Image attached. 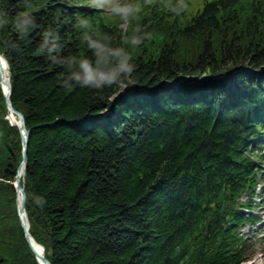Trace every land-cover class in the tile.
I'll use <instances>...</instances> for the list:
<instances>
[{"label":"trees","instance_id":"obj_1","mask_svg":"<svg viewBox=\"0 0 264 264\" xmlns=\"http://www.w3.org/2000/svg\"><path fill=\"white\" fill-rule=\"evenodd\" d=\"M72 2L0 0V51L11 65L12 101L31 130L26 191L32 236L51 264H239L226 240L217 258L205 252L196 259L190 241L205 229L217 233L210 208L233 206L245 182L235 163V133L242 124L219 122L213 109L172 107L167 98H159L162 111L137 118L145 133L136 144L113 123L101 127L86 120L103 113L129 82L152 89L229 67L259 71L264 0L251 5L249 18L227 7L225 12L248 18L243 22L220 23L217 10L208 7L186 30L193 62L181 60L180 49L164 51L154 62L142 32L141 39L127 42L121 32L104 27L83 37ZM245 11L249 15L251 9ZM123 46L135 51L129 63ZM122 99L115 106L122 117L132 107L140 113L148 108L136 90ZM3 105L0 93V109ZM1 127L0 211L6 210L7 219L0 220V264H38L16 214L15 190L7 183L15 180L22 159L20 135L0 121ZM244 175L251 179L252 169ZM5 196L11 202L2 206L9 203ZM193 251L201 253L198 246Z\"/></svg>","mask_w":264,"mask_h":264},{"label":"rangeland","instance_id":"obj_2","mask_svg":"<svg viewBox=\"0 0 264 264\" xmlns=\"http://www.w3.org/2000/svg\"><path fill=\"white\" fill-rule=\"evenodd\" d=\"M94 4V3H93ZM196 15V10H193V11H190L187 15H186V20L187 21H190L192 20V18ZM241 15V14H240ZM245 15V14H244ZM225 19V22L228 23V21H226V18ZM123 27L126 29V31L123 33V41H127L126 38L129 37L128 35H131L134 31H136V28L137 26L134 25V23L132 25H128V21L125 20L124 24H123ZM229 32V30H228ZM152 39L150 40V43L153 47L155 48H164L163 45H171L173 44L176 39V37L178 36V34H175V33H169V34H164V33H159V32H156V33H153L152 34ZM217 36L214 35V38H216ZM184 38H181L179 39V41L176 42V44L178 46H180L182 44L183 48L184 47H187V43L186 41L183 40ZM168 41L169 43L168 44H165V42ZM124 51V49H123ZM119 52V48L117 47V49L115 50V54H117ZM118 56L121 55V53H118L117 54ZM129 56V55H127ZM179 57L181 60H186L187 58V55L186 53H179ZM131 58V56H130ZM188 59L191 60V57H188ZM128 61V63L130 62V59H126ZM117 61L119 62V64L121 63H124L125 61H123V57H120V58H117ZM110 69V68H109ZM1 121V120H0ZM1 133V132H0ZM251 262L253 264H264V245L260 244V245H257V247L255 248V251L252 253H250L249 255V262H247L246 264H251Z\"/></svg>","mask_w":264,"mask_h":264},{"label":"bare ground","instance_id":"obj_3","mask_svg":"<svg viewBox=\"0 0 264 264\" xmlns=\"http://www.w3.org/2000/svg\"><path fill=\"white\" fill-rule=\"evenodd\" d=\"M2 61H3V66H4V77L3 78L5 79V81H8V78H9L8 65H7V62L4 58H2ZM11 121L14 124L18 121V118H17V116H15L14 113L12 115ZM20 174L23 177V170H21ZM20 201H21V198H20ZM33 247L35 248V250H37L39 253H41V250L39 249V247L36 244L33 243Z\"/></svg>","mask_w":264,"mask_h":264},{"label":"water","instance_id":"obj_4","mask_svg":"<svg viewBox=\"0 0 264 264\" xmlns=\"http://www.w3.org/2000/svg\"><path fill=\"white\" fill-rule=\"evenodd\" d=\"M23 129H24V127H23ZM26 143V142H25ZM27 145V144H26ZM27 162V157H25V163ZM22 208H23V211H24V203H23V205H22ZM41 260H42V262L44 263V264H50L44 257H42L41 258Z\"/></svg>","mask_w":264,"mask_h":264}]
</instances>
